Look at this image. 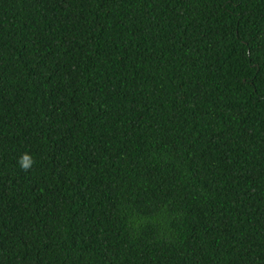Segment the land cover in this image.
<instances>
[{"label": "trees", "instance_id": "16d2710c", "mask_svg": "<svg viewBox=\"0 0 264 264\" xmlns=\"http://www.w3.org/2000/svg\"><path fill=\"white\" fill-rule=\"evenodd\" d=\"M0 264H264V0H0Z\"/></svg>", "mask_w": 264, "mask_h": 264}, {"label": "clouds", "instance_id": "9594fccd", "mask_svg": "<svg viewBox=\"0 0 264 264\" xmlns=\"http://www.w3.org/2000/svg\"><path fill=\"white\" fill-rule=\"evenodd\" d=\"M17 162L19 167L25 172L29 171L35 163L33 157L28 152L23 153Z\"/></svg>", "mask_w": 264, "mask_h": 264}]
</instances>
